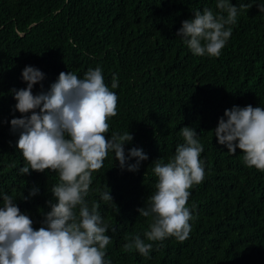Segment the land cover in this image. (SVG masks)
Segmentation results:
<instances>
[{
  "label": "trees",
  "instance_id": "obj_1",
  "mask_svg": "<svg viewBox=\"0 0 264 264\" xmlns=\"http://www.w3.org/2000/svg\"><path fill=\"white\" fill-rule=\"evenodd\" d=\"M248 7L231 25L232 35L219 57L194 55L177 32L196 10L218 14L217 0H0V193L12 195L34 227L49 211L57 173L21 175L25 166L17 148L19 134L11 120L13 89L26 88L22 71L33 66L45 74V90L61 72L83 78L100 67L111 89L118 88V114L109 120L112 132H130L125 145L143 149L149 159L138 172L121 169L114 153L92 174L87 197L99 204L110 225L111 264H264V172L249 168L243 153L231 154L220 145L214 129L226 109L264 107V0H229ZM226 15V13H224ZM41 91L37 84L33 92ZM193 127L204 151L205 178L190 189L192 211L189 237L147 241L149 219L139 216L155 193V160L167 163L184 143L181 129ZM136 158L128 163L134 164ZM33 187L39 193L29 200ZM110 192L113 201L102 199ZM2 204V197H0ZM111 227L116 231L112 232ZM139 234L153 248L145 257L125 252L126 237Z\"/></svg>",
  "mask_w": 264,
  "mask_h": 264
},
{
  "label": "clouds",
  "instance_id": "obj_2",
  "mask_svg": "<svg viewBox=\"0 0 264 264\" xmlns=\"http://www.w3.org/2000/svg\"><path fill=\"white\" fill-rule=\"evenodd\" d=\"M216 7L218 14L209 8L196 10L177 32L194 55L219 57L232 35L230 26L248 5L238 9L229 0H217ZM257 8L264 12V3ZM22 78L27 87L12 90L15 109L22 116L11 120L25 160L19 172L25 176L51 171L59 181L51 188L50 210L42 212L38 229L21 212L14 196L0 193V264H111L105 259L112 240L107 234L110 225L101 216L99 204L87 200L92 174L103 167L109 153H114L122 170L130 172H138L149 159L143 149L135 147L126 155L125 145L134 139L130 132L108 136L109 120L118 114L119 97L112 90L118 88V79L113 76L110 89L100 67L89 68L83 78L61 72L45 90V74L33 66L24 68ZM37 84L41 91L34 94ZM214 131L220 145L231 154L241 150L246 166L264 172V107L249 104L226 109ZM180 134L184 143L178 145L174 157L167 163L161 159L152 163L158 178L156 191L147 207L137 209L139 216L150 218L144 233L147 241L175 237L183 242L191 232L193 216L187 205L190 189L205 178V162L200 158L204 147L193 127L184 126ZM131 158H136L134 164L128 163ZM38 193L39 188L33 187L19 200L27 201ZM102 199L113 201L110 192L102 193ZM126 239L125 252L147 257L153 248L139 234Z\"/></svg>",
  "mask_w": 264,
  "mask_h": 264
}]
</instances>
